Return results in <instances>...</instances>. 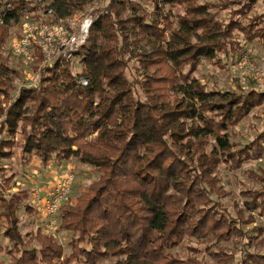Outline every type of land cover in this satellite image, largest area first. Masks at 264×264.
Segmentation results:
<instances>
[{
	"label": "trees",
	"instance_id": "16d2710c",
	"mask_svg": "<svg viewBox=\"0 0 264 264\" xmlns=\"http://www.w3.org/2000/svg\"><path fill=\"white\" fill-rule=\"evenodd\" d=\"M138 1L105 0L88 43L76 54L82 69L78 75L71 73L72 63L57 61L41 68L37 85L21 87L10 99L23 70L0 64V99L10 101L6 108L0 100V159H9L19 146L29 163L32 156L43 167L76 159L100 175L75 206L61 208L58 229L84 245L71 243L72 253L65 257L64 247L54 236L42 234L43 228L30 242L23 241L18 212L23 207L33 216L36 209L29 193L12 192L15 177L2 174L3 236L16 248L24 246L10 264H100L111 259L114 264H197L171 250L186 239L222 242L234 236L245 237L257 249L246 253L241 264H264V241L253 242L243 229L253 221L227 216L216 200L226 194L216 175L220 164L240 169L264 156V132L241 148L230 132L264 103V94L240 85L237 96L209 92L194 76L203 60L220 65V55L239 58L245 51L239 35L245 43L264 40V15L249 17L257 0L231 11L227 23L212 11L227 4L149 0V13ZM92 2L51 0L42 7L0 0V50L11 25L24 17L39 10L66 17ZM42 60L37 52L34 72ZM133 60L141 81L128 79ZM81 77L88 80L87 87L80 84ZM243 195L251 209H264V192ZM34 241L39 247L29 250ZM0 252L8 253L1 243ZM223 254L210 253L218 261L228 260Z\"/></svg>",
	"mask_w": 264,
	"mask_h": 264
},
{
	"label": "rangeland",
	"instance_id": "374dc122",
	"mask_svg": "<svg viewBox=\"0 0 264 264\" xmlns=\"http://www.w3.org/2000/svg\"><path fill=\"white\" fill-rule=\"evenodd\" d=\"M29 3L30 6L41 5L45 7L51 0H23ZM214 4H227L228 8L220 10L214 8L212 11L217 13V19L219 21L227 23L231 17V11L237 10L247 0H209ZM141 7L151 13L153 11L152 4L149 0H139ZM168 7L167 10H169ZM174 10V9H173ZM39 12H43L39 10ZM264 15V0H257V3L249 13V17L263 16ZM26 17L22 20L25 21ZM261 27L264 28V20L261 22ZM23 31V22L18 24H12L10 29V37L0 50V64L8 65L11 69H15L23 72L18 76L14 83V91L10 95V99L16 97L21 87L25 85H32L31 78L34 76V71L31 65H23L20 59L16 58L12 54V42L18 37ZM240 36V40L245 47V51H250L254 54H261L264 50V40H255L253 43H245L243 36ZM244 51V52H245ZM220 59L223 62L218 64L217 62H211L203 60L198 71L195 73V77L206 86L209 92L219 91L222 94L240 95L241 90L238 85L239 82L234 80L231 74V66L235 62L232 59H226L223 55H220ZM135 61L131 62L130 68L127 70L128 79L131 82L141 81V77L135 74L134 66ZM70 70L73 75L81 73V65L78 58L73 60L70 65ZM241 86V85H240ZM242 87V86H241ZM243 88V87H242ZM244 90V89H243ZM140 98H143L142 92L139 90ZM6 108L10 107V101L0 99ZM234 134L233 142L236 143L239 148L241 145L250 143L257 135L264 132V103L258 108L254 109L249 116H247L241 124L234 129L230 130ZM1 137V135H0ZM22 136L17 135L15 142L20 143ZM238 148V149H239ZM210 152V147L207 148ZM12 151V156L9 159H0V176L4 177L14 176L13 184L15 187L12 189L13 193H20L26 191L29 193V203L36 209V214L31 216L26 213L22 207L18 212V217L21 221L20 230L25 243L32 240V235L36 234L38 230L43 228V223L38 215L37 208L33 205V191L38 189L42 197L46 195V192L42 189L49 186L50 182H53V178L47 179L46 176L49 171L59 169L58 176H66L71 174L74 176L72 192L69 197V206H75L77 198L81 194L85 193L93 182L99 178V173L88 167L83 166L76 159L63 162L62 164L56 162H50L47 167H43L40 160L35 156L31 157V163L22 159L21 148L15 146ZM216 175L219 178V186L223 187L225 196L218 199L222 205L220 212L229 215L233 219L242 217L245 222L253 221L252 223H246L244 225V231L252 235V241L260 243L264 241V209H251V206L246 204L247 197L243 194L257 195L258 193L264 192V156L260 160H253L245 163L240 169H233L229 165L222 163L220 164ZM57 176V177H58ZM49 180V181H48ZM65 203V204H66ZM64 204V205H65ZM250 207V208H249ZM264 207V204L263 206ZM60 220V218H59ZM6 222L3 218H0V243L5 247L7 252H0V260H3L6 264H10L11 256L19 257L22 254V247L16 248L9 240L3 236V232L6 229ZM44 229V228H43ZM41 231L42 234H47L55 237L56 243L64 247L65 257H68L72 253L73 244H79L80 247H84L83 244L77 243L72 239V235L67 231L56 230L54 233ZM256 229V230H253ZM258 230V231H257ZM245 237L234 236L228 241L217 242L216 239L207 237L205 239H186L180 246L174 248L172 253L181 260L194 259L197 264H241L244 261L246 253L256 252L257 249L251 244H247ZM38 242L34 241L28 246L29 250L38 248ZM222 252L224 258L228 260L218 261L214 255H210L211 252ZM12 254H9L11 253ZM232 255V256H230ZM232 257V258H230ZM63 261V259L61 260ZM116 259L103 261L100 264H114ZM58 262L57 264H60ZM72 264H77L75 261Z\"/></svg>",
	"mask_w": 264,
	"mask_h": 264
},
{
	"label": "built area",
	"instance_id": "2783aa9c",
	"mask_svg": "<svg viewBox=\"0 0 264 264\" xmlns=\"http://www.w3.org/2000/svg\"><path fill=\"white\" fill-rule=\"evenodd\" d=\"M104 7L105 0H93L86 9L74 15L58 17L53 10H48L26 17L23 31L13 40L11 48L13 55L28 66L35 61L37 52L42 54L40 69L31 78L32 86L38 84L42 67L51 66L57 61L73 63L76 54L88 43L91 29ZM230 69L233 79L245 91L254 90L264 94V50L261 54L245 51ZM80 84L87 87L88 80L81 77ZM73 181L71 174L58 176L44 197L38 189L33 191V205L46 232L58 230L60 211L69 200ZM0 183H3L1 176Z\"/></svg>",
	"mask_w": 264,
	"mask_h": 264
},
{
	"label": "crops",
	"instance_id": "0c3cea01",
	"mask_svg": "<svg viewBox=\"0 0 264 264\" xmlns=\"http://www.w3.org/2000/svg\"><path fill=\"white\" fill-rule=\"evenodd\" d=\"M59 173V169H56V170H52V171H49V174H47V176H46V178L47 179H49V178H53V180L54 179H56L57 178V174ZM50 180V179H49ZM48 180V181H49ZM53 186V182H50L49 183V186L48 187H46V188H44V189H42V191H44V192H48L50 189H51V187Z\"/></svg>",
	"mask_w": 264,
	"mask_h": 264
}]
</instances>
